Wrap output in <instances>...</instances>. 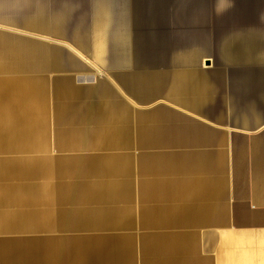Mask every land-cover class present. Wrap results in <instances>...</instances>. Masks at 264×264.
Returning a JSON list of instances; mask_svg holds the SVG:
<instances>
[{
    "label": "crops",
    "instance_id": "1",
    "mask_svg": "<svg viewBox=\"0 0 264 264\" xmlns=\"http://www.w3.org/2000/svg\"><path fill=\"white\" fill-rule=\"evenodd\" d=\"M260 2L74 0L55 19L52 0H0V264H264L261 11L227 63L186 61L174 34L138 57L176 64L119 51L82 78L55 42L91 52L133 11L180 8L202 53L227 52L213 24Z\"/></svg>",
    "mask_w": 264,
    "mask_h": 264
},
{
    "label": "rangeland",
    "instance_id": "2",
    "mask_svg": "<svg viewBox=\"0 0 264 264\" xmlns=\"http://www.w3.org/2000/svg\"><path fill=\"white\" fill-rule=\"evenodd\" d=\"M74 0H52L53 2V18L61 19L62 12H64V6L71 4L70 2ZM226 6H218L221 9H225ZM261 7V8H260ZM257 10L261 11L262 17L256 19V24L260 23L264 26V4L259 6V3L256 4ZM180 8L174 9L172 11L164 9V15H167L165 18L159 16L157 10H145V11H133L134 20L132 25L128 21V26L115 23V27L106 28V31L109 35L105 36L106 40H110L109 43H100L98 45L94 44L89 46L93 49L91 52H85L78 48L76 45L66 44L71 42L69 35L63 37L61 32H55V42L59 44L56 47L63 50V68L62 70H72L76 72L80 77L92 78L99 73L109 72L114 67L124 66L126 61L125 58L119 57V51L127 52L136 50L137 57L135 65L138 67H147V66H163V65H173L176 64L175 60L176 55L169 56H151L146 55L145 58L138 57L139 51L143 50L144 47L151 49V46L160 47L165 44V38H169L175 34L177 40H172V43L181 44L184 46L185 51L190 52V55H185L186 61L190 63H195L197 60H201L202 57L206 56L210 58L211 61L216 63H227L233 62L235 59L240 57V53L249 52L251 45L246 42L250 40L251 35L254 30L255 21L251 18L249 14L240 12V14H230L227 11L226 19L219 22L218 25L213 24L212 29L214 30V38L219 39L223 34V41L226 43H233L228 46L229 50L227 52L216 51L211 52L209 55L202 53L201 46L197 45L194 42L192 37L194 36V30L191 28V24L184 18L179 17ZM162 11V10H161ZM166 12V13H165ZM232 12V11H231ZM91 19L94 20V13L89 14ZM245 15V16H244ZM101 19V18H100ZM98 19L97 21H99ZM118 19V18H117ZM120 19V17H119ZM121 20V19H120ZM123 20V19H122ZM160 20V22H159ZM170 21L169 24L165 22ZM181 21V22H180ZM92 22V21H91ZM93 25V24H91ZM59 33V34H58ZM68 33V32H67ZM94 33V29L92 31ZM93 40L100 39L93 35ZM103 39H105L103 37ZM239 41H243L239 44ZM90 43V42H88ZM63 44V45H62ZM103 47L104 54L99 57L94 48ZM199 47V48H198ZM241 49V50H240ZM196 50H200V53H197ZM243 55V54H242Z\"/></svg>",
    "mask_w": 264,
    "mask_h": 264
},
{
    "label": "trees",
    "instance_id": "3",
    "mask_svg": "<svg viewBox=\"0 0 264 264\" xmlns=\"http://www.w3.org/2000/svg\"><path fill=\"white\" fill-rule=\"evenodd\" d=\"M263 5L264 2H260L259 6ZM255 7V8H254ZM261 8V7H260ZM259 8V9H260ZM232 11V12H231ZM252 11H257L256 4H241V5H232V7L228 10L230 14H240V12L249 13Z\"/></svg>",
    "mask_w": 264,
    "mask_h": 264
},
{
    "label": "water",
    "instance_id": "4",
    "mask_svg": "<svg viewBox=\"0 0 264 264\" xmlns=\"http://www.w3.org/2000/svg\"><path fill=\"white\" fill-rule=\"evenodd\" d=\"M206 61H207V64H211V63H210L211 61H210L209 59H207Z\"/></svg>",
    "mask_w": 264,
    "mask_h": 264
}]
</instances>
